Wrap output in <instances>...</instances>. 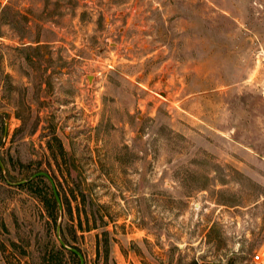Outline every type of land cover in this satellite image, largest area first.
Here are the masks:
<instances>
[{"label": "rangeland", "instance_id": "374dc122", "mask_svg": "<svg viewBox=\"0 0 264 264\" xmlns=\"http://www.w3.org/2000/svg\"><path fill=\"white\" fill-rule=\"evenodd\" d=\"M59 220L84 264H264V0H0V264H79Z\"/></svg>", "mask_w": 264, "mask_h": 264}, {"label": "water", "instance_id": "95a60500", "mask_svg": "<svg viewBox=\"0 0 264 264\" xmlns=\"http://www.w3.org/2000/svg\"><path fill=\"white\" fill-rule=\"evenodd\" d=\"M38 177H44V178H46L49 181V183L51 184V188H52L54 200H55V202H56V204L58 206L59 211L61 212V210H62V204L60 202V198H59V196L57 194V191H56L54 182H53L52 178L48 174H46L44 172H38V173L32 175L29 180L21 181L18 184H25L28 181H30L32 179H35V178H38ZM60 228H61V222L59 220L57 222V225H56V236H57V239H58V242H59L60 247H62L63 249L67 250L68 252L74 254L78 258L79 264H84V258L82 256V254L78 250H76L75 248L68 247L67 244L61 239V237H60Z\"/></svg>", "mask_w": 264, "mask_h": 264}, {"label": "trees", "instance_id": "16d2710c", "mask_svg": "<svg viewBox=\"0 0 264 264\" xmlns=\"http://www.w3.org/2000/svg\"><path fill=\"white\" fill-rule=\"evenodd\" d=\"M64 250H65V249H63L62 247H60L59 252H60V253H63ZM69 253H70V252H69ZM70 254H71V255H74V254H72V253H70ZM74 256H75V255H74ZM75 257H76V256H75Z\"/></svg>", "mask_w": 264, "mask_h": 264}, {"label": "built area", "instance_id": "2783aa9c", "mask_svg": "<svg viewBox=\"0 0 264 264\" xmlns=\"http://www.w3.org/2000/svg\"><path fill=\"white\" fill-rule=\"evenodd\" d=\"M258 264H262V263H258Z\"/></svg>", "mask_w": 264, "mask_h": 264}]
</instances>
